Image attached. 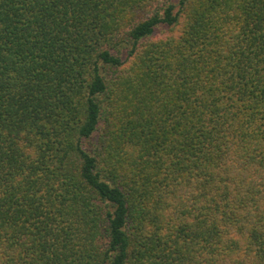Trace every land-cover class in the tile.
I'll list each match as a JSON object with an SVG mask.
<instances>
[{
  "label": "trees",
  "instance_id": "trees-1",
  "mask_svg": "<svg viewBox=\"0 0 264 264\" xmlns=\"http://www.w3.org/2000/svg\"><path fill=\"white\" fill-rule=\"evenodd\" d=\"M0 264H264V0H0Z\"/></svg>",
  "mask_w": 264,
  "mask_h": 264
}]
</instances>
